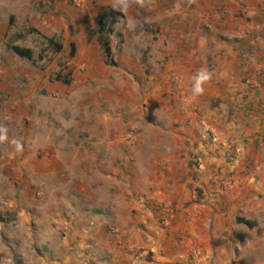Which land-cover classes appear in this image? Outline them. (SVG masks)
I'll return each instance as SVG.
<instances>
[{
	"label": "crops",
	"instance_id": "0c3cea01",
	"mask_svg": "<svg viewBox=\"0 0 264 264\" xmlns=\"http://www.w3.org/2000/svg\"><path fill=\"white\" fill-rule=\"evenodd\" d=\"M176 2L133 3L126 16L154 39L159 75L143 93L146 114H133V87L117 77L95 84V96L86 81L79 94L39 82L58 97L53 122L32 119L33 132L14 133L27 155L18 178L32 187L29 205L65 228L71 248H108L97 234L112 230L154 252L156 264H237L245 257L235 246L264 248V0H180L184 14L165 17ZM144 17L151 23L138 24ZM201 69L212 79L193 97ZM257 71V85L247 87ZM132 127L140 131L126 142ZM221 169L234 180L226 191ZM239 217L255 222L253 231ZM240 230L256 241H237Z\"/></svg>",
	"mask_w": 264,
	"mask_h": 264
},
{
	"label": "rangeland",
	"instance_id": "374dc122",
	"mask_svg": "<svg viewBox=\"0 0 264 264\" xmlns=\"http://www.w3.org/2000/svg\"><path fill=\"white\" fill-rule=\"evenodd\" d=\"M112 4L113 0H85L82 8H76L73 0H0V125L7 127L10 139L14 133L33 132L36 124L31 125L32 119L42 125L53 122V101L58 97L48 95V89H43L39 82L52 87L59 74L69 77L70 85L76 87V94L86 91L78 88L84 81L93 86L89 92L94 96L100 91L94 88L98 82L115 81V77L128 82L136 97L133 114H146L143 93L155 90L159 75L152 49L154 39L151 36L144 39L149 33L145 27H129L128 12L114 10ZM110 12L115 15L113 21L107 20L115 67L105 64L96 39L89 40L98 18ZM49 40L60 44L62 51L55 53ZM71 46L75 48L73 58L70 57ZM11 47L31 51V60L18 58L9 50ZM149 127L152 130L158 128L159 122L153 121ZM139 131L136 127L130 128L126 132L129 139L125 141L130 142ZM11 151L13 148L9 143L0 144V264H86L84 257L88 256L97 258L101 264H156L154 252L130 246L125 243L127 235L120 236L112 230L97 234L108 248H71L65 228L38 214L29 205L26 195L32 187L20 183L18 178L22 171L20 164L27 155L23 158L25 153L22 151L9 158ZM192 158L195 157L189 159ZM160 208L162 206L158 205ZM158 222L161 228L166 226L161 224L162 220ZM252 231L240 230L236 233L237 241L255 242ZM237 248L235 246L234 250L244 253L245 257L237 264H264V248L254 245L241 250Z\"/></svg>",
	"mask_w": 264,
	"mask_h": 264
},
{
	"label": "clouds",
	"instance_id": "9594fccd",
	"mask_svg": "<svg viewBox=\"0 0 264 264\" xmlns=\"http://www.w3.org/2000/svg\"><path fill=\"white\" fill-rule=\"evenodd\" d=\"M152 0H113L112 7L114 10L120 11L122 13L128 12L130 8V3H135L139 6V8L147 7ZM194 0H188V3H193ZM186 11L185 6L177 0V2L168 9L165 13V17H172L176 15H183ZM139 23H151V19L149 17H144L142 21H138ZM212 73H210L207 69L199 70L193 77H192V96L197 97L204 94L205 88L204 85L211 81ZM9 143L13 151L8 153L9 158H14L17 153H21L24 149V145L19 139L9 138L8 129L7 127L0 125V144Z\"/></svg>",
	"mask_w": 264,
	"mask_h": 264
},
{
	"label": "trees",
	"instance_id": "16d2710c",
	"mask_svg": "<svg viewBox=\"0 0 264 264\" xmlns=\"http://www.w3.org/2000/svg\"><path fill=\"white\" fill-rule=\"evenodd\" d=\"M114 16L115 15L113 14V12H110L109 14H103L102 16H100L97 20L96 28L92 30L89 35V40L94 38L96 39L104 56L105 64L110 67H115L116 64L113 60L112 48L110 45V40L108 38L111 34L110 31L108 30L107 20L110 19L113 21ZM48 42L50 45H53L55 53H60L62 51V46L60 44L54 43L52 40H49ZM9 50L20 59L31 60L32 53L29 50H23L18 47H11ZM74 55H75V48L74 46H71L70 57L73 58ZM55 80L57 82H61L65 86L70 85L68 76L63 77L61 76V74H59L56 76ZM237 223L245 226L249 230H252L256 227L255 222L246 221L243 219H237Z\"/></svg>",
	"mask_w": 264,
	"mask_h": 264
},
{
	"label": "built area",
	"instance_id": "2783aa9c",
	"mask_svg": "<svg viewBox=\"0 0 264 264\" xmlns=\"http://www.w3.org/2000/svg\"><path fill=\"white\" fill-rule=\"evenodd\" d=\"M84 1L85 0H73V5L76 8H82L84 5ZM261 75V73L259 71L255 72V74L249 76L246 80H245V85L247 87H254L257 85V78ZM191 163L194 167L197 166V160L195 158H193L191 160ZM219 182H220V189L223 191L228 190L229 188L232 187L233 185V178L230 174H227V172L223 169L219 170ZM164 213H166V211L164 210Z\"/></svg>",
	"mask_w": 264,
	"mask_h": 264
}]
</instances>
